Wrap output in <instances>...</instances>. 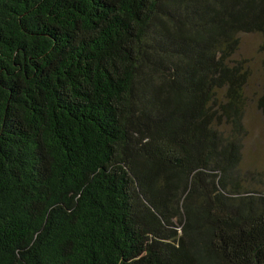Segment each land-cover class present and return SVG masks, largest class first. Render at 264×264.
<instances>
[{"label":"trees","instance_id":"1","mask_svg":"<svg viewBox=\"0 0 264 264\" xmlns=\"http://www.w3.org/2000/svg\"><path fill=\"white\" fill-rule=\"evenodd\" d=\"M242 34L264 0H0V264H264Z\"/></svg>","mask_w":264,"mask_h":264},{"label":"rangeland","instance_id":"2","mask_svg":"<svg viewBox=\"0 0 264 264\" xmlns=\"http://www.w3.org/2000/svg\"><path fill=\"white\" fill-rule=\"evenodd\" d=\"M238 38L239 45L233 59L246 62L251 72L252 89L257 91L264 76V56L258 51L259 38L253 34H242ZM243 123L246 137L243 140L241 169L264 171V121L253 102L247 104Z\"/></svg>","mask_w":264,"mask_h":264}]
</instances>
